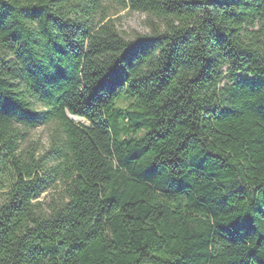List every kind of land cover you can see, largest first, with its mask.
Instances as JSON below:
<instances>
[{"label":"trees","instance_id":"16d2710c","mask_svg":"<svg viewBox=\"0 0 264 264\" xmlns=\"http://www.w3.org/2000/svg\"><path fill=\"white\" fill-rule=\"evenodd\" d=\"M102 1L0 0V264H264V0Z\"/></svg>","mask_w":264,"mask_h":264},{"label":"rangeland","instance_id":"374dc122","mask_svg":"<svg viewBox=\"0 0 264 264\" xmlns=\"http://www.w3.org/2000/svg\"><path fill=\"white\" fill-rule=\"evenodd\" d=\"M102 2L103 12L108 15V18H112L114 20L117 29L126 37H131L134 33L148 32L149 19L146 13L122 8L109 0H103ZM30 100L32 102L33 109L44 110L45 107L42 104L33 99ZM131 101L132 97L128 93H125L123 97L116 101V106L124 108L127 107ZM74 122L84 125L89 124L83 117H78L74 120ZM21 128L23 136L19 142L20 151L25 152L34 147L37 150V153L41 155L49 150L54 132V125L52 123L43 124L35 128ZM0 182L5 183L1 177ZM62 189V182L57 180L54 184H51L44 191H42L34 201H39L44 208H47L48 205L59 200Z\"/></svg>","mask_w":264,"mask_h":264},{"label":"bare ground","instance_id":"6f19581e","mask_svg":"<svg viewBox=\"0 0 264 264\" xmlns=\"http://www.w3.org/2000/svg\"><path fill=\"white\" fill-rule=\"evenodd\" d=\"M71 117H72V119H74V120H76V119L78 118V117H75L74 115H72ZM75 118H76V119H75Z\"/></svg>","mask_w":264,"mask_h":264},{"label":"water","instance_id":"95a60500","mask_svg":"<svg viewBox=\"0 0 264 264\" xmlns=\"http://www.w3.org/2000/svg\"><path fill=\"white\" fill-rule=\"evenodd\" d=\"M71 116H72V114H68V117L72 119V117H71Z\"/></svg>","mask_w":264,"mask_h":264}]
</instances>
